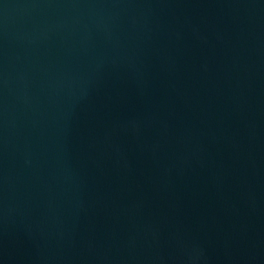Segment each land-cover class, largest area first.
Returning a JSON list of instances; mask_svg holds the SVG:
<instances>
[{
	"label": "water",
	"instance_id": "obj_1",
	"mask_svg": "<svg viewBox=\"0 0 264 264\" xmlns=\"http://www.w3.org/2000/svg\"><path fill=\"white\" fill-rule=\"evenodd\" d=\"M0 264H264V0H0Z\"/></svg>",
	"mask_w": 264,
	"mask_h": 264
}]
</instances>
